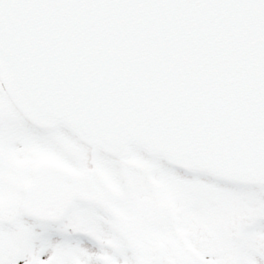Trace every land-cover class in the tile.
Wrapping results in <instances>:
<instances>
[{"label": "water", "instance_id": "1", "mask_svg": "<svg viewBox=\"0 0 264 264\" xmlns=\"http://www.w3.org/2000/svg\"><path fill=\"white\" fill-rule=\"evenodd\" d=\"M0 77L108 154L264 175V0H0Z\"/></svg>", "mask_w": 264, "mask_h": 264}, {"label": "snow or ice", "instance_id": "2", "mask_svg": "<svg viewBox=\"0 0 264 264\" xmlns=\"http://www.w3.org/2000/svg\"><path fill=\"white\" fill-rule=\"evenodd\" d=\"M10 136H19L39 151L50 154L61 165L81 169L86 160L67 147L75 135L62 126L40 127L22 113L0 117V150ZM158 178L166 181L179 207L202 216L216 230L213 247L229 264H264V175L242 176L236 180L217 176L189 175L167 158L134 150ZM0 155V264H167L169 248H157L143 234L164 239L174 237V220L166 210H152L151 223L126 226L111 209L132 211L130 204L106 193L104 200L84 198L101 189L93 176L75 177L62 168L46 167L22 175L34 180L37 189L25 192L5 179ZM95 162L114 184L123 189L120 162L97 153ZM130 174L137 181L139 169ZM102 190V189H101ZM193 246L202 250L194 238ZM95 254V255H93Z\"/></svg>", "mask_w": 264, "mask_h": 264}, {"label": "rangeland", "instance_id": "3", "mask_svg": "<svg viewBox=\"0 0 264 264\" xmlns=\"http://www.w3.org/2000/svg\"><path fill=\"white\" fill-rule=\"evenodd\" d=\"M0 99L3 98L0 97ZM0 104V117L8 119L15 117L17 112L8 99L5 102L1 100ZM21 141L24 140L19 136H10L3 149L0 150V152H4L7 145L11 143L14 145L9 148L12 162L10 166L7 165L8 171L5 172V167L3 166V168L5 179L11 182L16 188L20 185L19 189L25 192H32L37 189V184L33 179L23 175L20 176V174L16 172V170L21 169L22 166L24 168L30 167L34 169L33 172L41 168L55 167L62 168L63 171L77 178L93 176L99 181L102 190L97 189L90 192L84 198L103 201L105 194L110 193L126 200L132 207V211L125 212L123 210L111 209L113 215L115 214L122 217L126 226L137 224V216L134 213L142 214L143 219L140 220L139 223H151L154 217L150 213L152 210L157 209L166 210L174 220L183 218L175 226L173 238L164 239L155 236L150 237L146 233L143 234L144 239L151 238L155 245H162L163 248L172 250L170 256L167 258V264H229V260L218 255L216 249L213 247V241L216 238L215 227L211 223H208L204 217L197 216L185 208L179 207L176 203V199L170 192L168 183L156 177L140 159L130 155L127 160H124L122 165L120 163L122 168L121 180L123 182V189H121V186L114 184L109 176L106 175L95 162L97 154H92L87 148L84 149L83 144L77 139L75 143H69L67 147L77 156H80L81 159L87 161L79 170L64 167L53 156L39 151L34 146L31 148L25 147L24 144L21 143V146H19L20 144L18 143ZM134 150L137 149H133L131 153ZM2 158L7 159L5 155L2 156ZM131 169L141 170L143 172L142 179L137 181L136 178L130 174ZM13 170L15 173L12 176L9 175ZM187 173L190 176L193 175L192 173ZM20 179L23 181H20ZM194 238L202 242V250L198 251L193 246ZM101 259L105 261V264H108L107 255H104ZM40 264H43V262H40ZM53 264H57V261L54 260ZM73 264H79V260L74 258Z\"/></svg>", "mask_w": 264, "mask_h": 264}]
</instances>
